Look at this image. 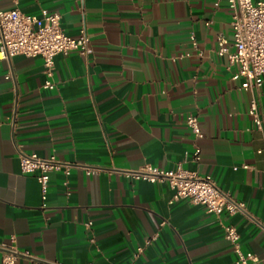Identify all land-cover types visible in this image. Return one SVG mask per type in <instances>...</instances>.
Wrapping results in <instances>:
<instances>
[{
    "label": "crops",
    "instance_id": "obj_1",
    "mask_svg": "<svg viewBox=\"0 0 264 264\" xmlns=\"http://www.w3.org/2000/svg\"><path fill=\"white\" fill-rule=\"evenodd\" d=\"M13 8L60 13L93 49L57 57L55 89L45 88L41 57L0 60V246L23 255L16 264H237L231 225L242 250L264 259V128L249 113L255 98L264 123V86L243 89L212 52L233 40L229 1L0 0ZM192 36L205 58L187 56ZM20 153L70 164L68 183L52 173L44 197ZM147 165L210 176L246 210L170 203L168 182L127 176Z\"/></svg>",
    "mask_w": 264,
    "mask_h": 264
},
{
    "label": "built area",
    "instance_id": "obj_2",
    "mask_svg": "<svg viewBox=\"0 0 264 264\" xmlns=\"http://www.w3.org/2000/svg\"><path fill=\"white\" fill-rule=\"evenodd\" d=\"M228 1L234 11L231 22L233 40L230 42L224 38L220 39L218 48L212 52L228 58L229 70L233 72L235 79L243 80V89H260L264 86V0ZM61 21L62 15L58 12L43 11L41 16H35L26 14L20 8L0 10V60L19 55L41 57L45 67V88L55 89L53 79L59 55L71 51H78L86 56L93 54L88 33L82 30L80 36L74 38L62 27ZM191 40L193 52H189L187 56L195 60L205 58L196 37L192 36ZM249 113L256 127L263 129L264 123L255 98L250 102ZM187 125L197 139L204 137L199 115H189ZM201 155V149L198 147L193 154L194 160L200 161ZM20 159L23 172L37 175L44 197L48 193L52 173L63 172L67 183L72 174V166L58 161L55 157L43 159L36 154L20 153ZM88 174H96V170H88ZM127 176L150 183L168 182L171 191L170 203L188 199L217 215L227 213L234 216L246 210L245 203L236 201L232 192L224 191L212 177L199 176L183 168L168 173L147 165L142 171L128 173ZM50 219L51 217L46 218L47 221ZM225 237L234 247L238 256L237 264H264V259L255 253H245L242 250V236L235 226L225 228ZM0 255L4 264H16L17 259L23 256L15 248L2 245Z\"/></svg>",
    "mask_w": 264,
    "mask_h": 264
}]
</instances>
